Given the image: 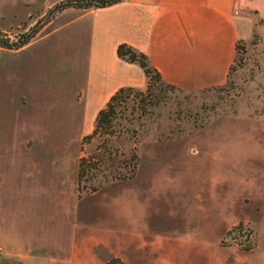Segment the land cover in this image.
<instances>
[{"label": "rangeland", "instance_id": "rangeland-1", "mask_svg": "<svg viewBox=\"0 0 264 264\" xmlns=\"http://www.w3.org/2000/svg\"><path fill=\"white\" fill-rule=\"evenodd\" d=\"M57 1L0 0V31L16 41ZM45 42L19 54L0 47V94L18 85L7 78L10 60ZM236 48L222 84L187 91L160 83L131 93L113 135L83 138L94 120L83 127L78 96L68 97L75 78L68 64L57 70L56 131L53 117L42 116L43 131L25 132L11 109L7 138L32 147L17 155L41 157L40 178L78 205L73 255L60 264H264V46L253 33ZM36 70L46 109L48 83ZM75 73L83 77L82 62ZM80 157L90 168L78 183ZM0 264L22 263L0 252Z\"/></svg>", "mask_w": 264, "mask_h": 264}, {"label": "crops", "instance_id": "crops-1", "mask_svg": "<svg viewBox=\"0 0 264 264\" xmlns=\"http://www.w3.org/2000/svg\"><path fill=\"white\" fill-rule=\"evenodd\" d=\"M253 33L264 46V0H120L105 7H67L43 24L31 41L12 52L21 53L40 37L47 42L10 60L5 78L18 85L9 90L13 95L0 94V132L6 137L0 140V252L22 264H60L72 258L78 235L77 202L63 194L62 186L55 189L54 181L40 178L41 157L25 160L17 155V148L26 154L32 147L16 146L7 138L14 127L13 107L22 114L25 132L43 131L42 116L53 117L50 131H56L62 114L57 107V70L68 64L75 76L68 97L72 101L78 96L82 126L88 128L118 87L146 86L139 65L117 57L119 43L143 52L163 83L191 91L222 84L236 43L246 42ZM81 62L84 73L79 80L75 72ZM38 67L48 83L44 90L51 104L46 109L40 104Z\"/></svg>", "mask_w": 264, "mask_h": 264}, {"label": "trees", "instance_id": "trees-1", "mask_svg": "<svg viewBox=\"0 0 264 264\" xmlns=\"http://www.w3.org/2000/svg\"><path fill=\"white\" fill-rule=\"evenodd\" d=\"M119 1L120 0H59L52 4L47 9V11L34 22L33 25L22 32L16 41H10L6 33L0 31V47L6 49H17L23 46L37 33L43 24L48 22L55 14L67 7L80 9L105 7ZM116 55L118 58L126 62H134L139 65L144 75L147 77L146 86L143 90L131 86L118 87L109 96L104 106L97 111L90 133L84 135L83 138L89 139L95 135L103 134L113 135L115 132L113 129L114 122L117 118H119L120 113L127 108L130 94L134 93L143 95L150 91L152 85L163 83L159 72L149 63L147 56L143 52L136 50L127 43L122 42L116 46ZM165 85L176 88L173 85ZM134 156L135 154L132 153L131 157ZM89 168V165L85 164V158L80 157L77 166L78 183L80 178L85 174L86 171L89 170ZM233 229L240 231L241 228L238 224L234 226ZM106 264L108 263L106 262Z\"/></svg>", "mask_w": 264, "mask_h": 264}]
</instances>
